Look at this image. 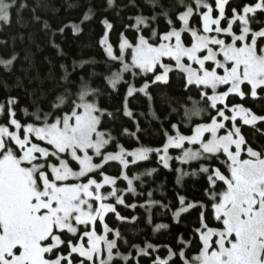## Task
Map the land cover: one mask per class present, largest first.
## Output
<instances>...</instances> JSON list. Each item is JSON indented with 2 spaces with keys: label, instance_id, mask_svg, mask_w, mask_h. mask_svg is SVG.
<instances>
[{
  "label": "snow or ice",
  "instance_id": "obj_1",
  "mask_svg": "<svg viewBox=\"0 0 264 264\" xmlns=\"http://www.w3.org/2000/svg\"><path fill=\"white\" fill-rule=\"evenodd\" d=\"M227 3L228 0H216L219 15L214 18L211 4L196 0L197 8L206 9L200 13L202 29L190 27L194 9L187 6L178 16L183 27H170L158 41L150 42L143 34L138 36L135 44L124 38L119 48L121 52L132 50L130 64L124 63L122 56L113 55L107 34L101 40L108 55L122 63V68L110 78L113 87L122 79V72L139 69L143 73H157L159 68L162 71L155 75L153 82L166 83L168 74L176 70L186 74L188 85L202 89V98L216 111L210 123L196 126L193 135H183L178 126L173 125L176 134L167 135L162 150L138 148L126 152L121 147L115 154L104 155L102 149L112 137L100 130L104 112L95 103L87 102V91L82 92L79 102L72 103L67 111L62 107L64 99L60 98L54 105L60 114L45 113L43 118L35 114L39 123L22 124L12 108L15 99L7 101L8 123L0 124V264H74V256L75 264H112L120 232L104 223L103 234L98 235L96 224L98 219L104 220L106 213L116 211L113 204L103 203L107 197L100 193L105 185H115L116 178L104 175L103 182H98L89 176L103 167V163L93 162L89 150L102 157L103 162L117 160L125 168L129 164L127 156L133 157L135 162L147 159L152 151H163L160 159L168 167L170 147L182 150V155L176 158L182 163L200 158L219 159L223 155L222 163L228 175L220 168L200 169L208 174L209 189L206 191L219 227H209L201 213L202 227L196 229L202 245L198 253L185 257L184 251L169 250L167 260L156 259L153 264H169L174 256L184 258L183 264H264V150L258 151L248 145L241 134L243 125L256 126L258 122H264V115L253 113L242 104L229 107L227 103V98L233 94L243 99L246 95L257 98V90L264 92V28L253 31L249 21V14L254 15L258 10L264 12V0L245 5L240 13L233 9L232 18L227 20L226 27H221ZM10 8V3L0 0V19L9 18ZM237 21L240 22L238 31H234L233 25ZM103 23L109 30L113 27L107 20ZM168 24L173 25V21L168 19ZM141 25L148 27L147 17H135L138 32ZM72 27L79 31L77 25ZM186 32L192 37L190 45L182 40V34ZM157 35L156 31L152 32L153 38ZM165 58L174 61V66L165 63ZM185 59L191 63H185ZM221 86H227L226 90L218 91ZM148 87L145 83L139 91L146 92ZM208 89H211V95ZM134 91L129 88L128 95ZM226 111L231 115H226ZM199 112L198 108H193L186 115H198ZM4 114L5 105L0 104V116ZM127 114L132 115L130 111ZM238 117L242 120L241 126L236 124ZM227 121H231L230 128ZM222 129L225 131L220 134ZM205 133L210 134V138H205ZM40 141L47 146H41ZM186 143L199 145V148H185ZM65 156L77 162L79 170H74ZM84 178L86 182H83ZM124 179L128 181L129 189L135 191L131 187L132 180L127 175ZM220 182L223 187L217 191ZM108 196L124 203L114 188ZM97 201L99 207H94ZM179 201L181 207L174 213L176 217L195 206L184 207L182 196ZM113 231L117 239L108 238ZM62 249L67 250L66 254ZM148 249H154V246L148 244L147 248H140L139 253L148 255Z\"/></svg>",
  "mask_w": 264,
  "mask_h": 264
},
{
  "label": "trees",
  "instance_id": "obj_2",
  "mask_svg": "<svg viewBox=\"0 0 264 264\" xmlns=\"http://www.w3.org/2000/svg\"><path fill=\"white\" fill-rule=\"evenodd\" d=\"M203 2L211 4L216 17V0ZM256 2L229 0L221 27H226L233 9L240 13L245 5ZM187 6L194 9L190 27L202 29L200 13L206 9L197 8L196 0H114L113 4L109 0H16L10 9L9 21L0 23V104L5 105L0 124L8 123L7 101L10 98L16 101L12 108L17 120L22 124L39 123L35 114L41 118L45 113L60 114L54 108L60 98L64 99L62 107L67 111L72 103L79 101L80 94L87 91L93 95L90 99L104 112L100 129L111 134L107 147L109 152H116L119 147L128 151L161 148L167 141V135H175L173 125L178 126L181 134L191 135L197 125L209 123L216 115L209 102L202 98V89L194 84L188 85L186 75L176 70L170 73L168 82L154 83L155 75L162 71L159 68L157 73L147 75L136 70V77L127 74L112 88L108 79L119 70L120 63L109 59L101 45L106 33L105 20L113 26L109 32V43L119 53V45L124 38L135 44L138 36L143 34L150 38V42H155L170 27L181 28L183 24L178 16L186 11ZM137 16L148 18V27L141 25L140 32L135 27ZM168 19L173 21V25L168 24ZM72 25H77L79 31ZM238 25L235 31H238ZM250 27L253 31L264 28V12L258 10L250 17ZM153 31L158 34L154 38ZM183 41L190 45L192 38L188 32L183 33ZM9 60L10 64L4 63ZM131 83L138 87L145 83L150 85L147 95L136 93L126 105ZM258 93L257 98L230 96L227 103L229 107L242 104L253 113L264 115V98H261L264 92L259 90ZM126 106L131 116L125 113ZM193 108L203 109L205 116L186 115ZM237 125L241 126L242 122L238 120ZM241 134L248 145L258 151L264 150V122L256 126L243 125ZM224 158L221 155L219 159L213 157L190 164L187 168L196 173L180 181L176 164L167 169L153 155L147 161L127 168V177L132 180L135 191H128V182L120 179V164L106 165L104 172L118 178L117 186L124 203L116 204L115 213L107 214L105 223L120 232L116 252L129 256L126 261L116 259L112 264H153L156 259L167 260L169 250L184 251L185 257L195 256L202 246L196 231L202 227L201 213L209 227H219L206 191L209 189L208 174L200 169L201 166L220 168L228 175L222 163ZM222 187V182L218 183L217 191ZM181 196L185 198L184 207L188 204L195 206L176 217L174 213L181 207ZM97 230L102 233L101 224L97 225ZM112 233L114 231L110 234L113 238ZM148 244H152L154 249H148V255L140 254L139 249L147 248ZM62 250L66 254L67 250ZM183 259L174 256L172 261L183 264ZM75 260L74 256V264Z\"/></svg>",
  "mask_w": 264,
  "mask_h": 264
},
{
  "label": "rangeland",
  "instance_id": "obj_3",
  "mask_svg": "<svg viewBox=\"0 0 264 264\" xmlns=\"http://www.w3.org/2000/svg\"><path fill=\"white\" fill-rule=\"evenodd\" d=\"M15 1H16V0H6V2H8V3L11 4V7L13 6V3H15ZM228 1H229V0H228ZM113 3H114V0H112V2H111L110 4H113ZM225 6H226V5H225ZM10 9H11V8H10ZM10 9H9V17H10ZM216 9H217V7H216ZM217 10H218V9H217ZM212 15H213V13H212ZM218 15H219V12H218ZM218 15H217L216 17H218ZM252 15H253V14H249V21H250V17H251ZM213 17L215 18L214 15H213ZM8 21H9V18H8L7 20L0 19V23H4V22H8ZM237 23L240 24L239 21H237ZM237 23H236V24H237ZM236 24L233 25V30H234V31H235V26H236ZM221 25H222V20H221ZM105 27H106V26H105ZM182 27H183V26H182ZM213 27H215V25H213ZM250 28H251V27H250ZM109 32H110V30L106 28V33H105V34H107L108 42H109ZM188 33L190 34V32H188ZM212 34L214 35L215 33H212ZM104 36H105V35H104ZM104 36H103V38H104ZM190 36H191V34H190ZM103 38H102V39H103ZM191 38H192V37H191ZM221 38H226V37H223V36H222ZM182 40H183V34H182ZM137 42H138V41H137ZM183 42H184V41H183ZM101 45H102L103 49L105 50V52H106L108 58L111 59V60H113L112 57L108 55V52H107L106 46L103 45V44H101ZM119 49H120V48H119ZM129 52H130V58H128V54H129ZM131 52H132L131 49H126V50H124L123 52H121V50H120L119 53H116L115 50L113 49V55L118 56V57H121V56H122V57H123V62H124V63H129V64L131 63ZM113 61H117V62L120 63V68H119V70H120V69L122 68V63H121V61H120L119 59H117V60H113ZM164 62H165V63H171L173 66H174V64H175L174 61H170L168 58H165ZM185 63H191V62H190V61H187V60L185 59ZM193 67H197V65L193 64ZM136 70H139V69H135V70H133V71H128V72H122V79L116 84V86L124 80V78H125V76H126L127 74H132L134 77H136V76H137V75H136ZM139 71H140V70H139ZM133 72H134L135 74H133ZM140 73H141L142 75H147V74H150V73H152V72H149V73H143L142 71H140ZM170 73H171V72H170ZM170 73L168 74V80H167V82L169 81ZM184 74H185V73H184ZM185 75H186V74H185ZM110 78H111V77H110ZM110 78L108 79V83H109V85H110L112 88H115L116 86L113 87L112 84L110 83ZM154 79H155V77H154ZM153 81H154V80H153ZM161 83H165V82H161ZM147 84H148V83H147ZM148 85H150V84H148ZM143 86H144V84H143L142 86L138 87V86H136V84H134V83H131V84L129 85V88H134L136 91H134L133 94H132L131 96L128 95V91H127V95H126V105H127V103H128L129 98L132 97L133 95H135L136 93H141V94H144V95H147V94H148V88L146 89V92H141V91H139V89H141ZM226 87H227V86H221V87L218 89V91H224V90H226ZM129 88H128V90H129ZM207 91H208V94H209V95L212 94L211 89H208ZM257 91H259V90H257ZM92 96H93L92 94H88V95L85 97V99L87 100V102L95 103L93 99H90V97H92ZM230 96H237V95H234V94H233V95H230ZM230 96H229V97H230ZM229 97H228V98H229ZM258 97H259V93H258ZM263 97H264V95H263ZM228 98H227V100H228ZM78 102H79V101H78ZM78 102H77V103H78ZM95 104H96V103H95ZM209 104H210V102H209ZM218 106H219V104H218ZM129 111H130V110H129L128 107L126 106V108H125V113L127 114ZM205 114H206V112L203 111V109H201L198 115H197V114H192V117L202 118L203 116H205ZM225 114L228 115L227 112H226ZM127 115H128V114H127ZM230 115H231V112H230ZM128 116H129V115H128ZM214 116H216V115H214ZM0 118H1V116H0ZM217 118H218V120H222V118H220V117H217ZM238 120H240V121L242 122V120L238 117L237 120H236V124H237V121H238ZM209 123H210V122H209ZM225 123H226L227 127H229V128L231 127V121H227V122H225ZM258 123H260V122H258ZM201 124H204V123H201ZM237 126H238V125H237ZM246 126H249V125H246ZM195 128H196V127H195ZM100 130H101V129H100ZM174 131H175V134H176V129H174ZM194 131H195V129H194ZM194 131H193V133H192L191 135L194 134ZM224 131H225V130L222 129L221 132H220V134H223ZM186 136H187V135H186ZM205 138H210V134L205 133ZM39 143L41 144V146H47V145L45 144V142H43V141H40ZM166 143H167V141H166ZM166 143H165V144H166ZM109 144H110V142H109ZM109 144H108V145H109ZM108 145H106L105 148L102 149V153H103L104 155H107L108 153H113V154H115V153H117V152L120 151V148H121V147H119V148L117 149L116 152H109V151H107V147H108ZM185 148H193L194 150H196V149L199 148V145H191V144H187V143H186V144H185ZM123 149H124V148H123ZM151 149H152V148H151ZM156 149H161V150H162L163 147H161V148H156ZM124 150H125V149H124ZM125 151H126V152H132V151H128V150H125ZM89 155H92V156H93V162H94V163H98V164H99V163H103V167H102V168L97 169L95 172L89 174V176H91L92 178L97 179L98 182H103V176H104V175H107V174L104 172V167H105L106 165L110 164V163H118V164L121 165V167H122V174H121L120 179H123V180H125V179H124V176L127 175V168H128L130 165H133V164H136V163H139V162H143V161H147V160L150 159V157L153 156V155H156V156L158 157L159 161L161 162V164L164 166V163H163V162L161 161V159H160V156H161V155H164L163 151H161V152H159V153L156 152V151H152V152H150V153L148 154V158H147V159L139 160V161H135V162H133V159H134L133 157H131V156H127L126 159L129 161V164H128V166H127L126 168L124 167V165H122V164H121L119 161H117V160H109V161H107V162H103V161H102V157H100V156H95L92 150H89ZM167 155H168L169 157H171V159H169V161H168V167H165V166H164V167L167 168V169H171V168L176 164V165H177V171H178V174H179V180H180V181H182L183 179H185L186 177H188L190 174H195V173H196V171H190V170L187 168L190 164H192V163L202 162V161L205 159V158H200V159L191 160V161H189V162H187V163H182L180 160L176 159L177 157H179V156L182 155V150H181V149H177V148H172V147L169 148ZM64 158H65V159H68L69 165H70L74 170H79V165H78L77 162L72 161V160H71L69 157H67V156H65ZM52 162H53V163H56V161H55L54 159L52 160ZM201 167H207V166H201ZM107 176H109V175H107ZM111 177H113V176H111ZM114 178H116V183H115V185H105L104 188H102V189L100 190V193H101L102 195H104L105 197H107V199H105V200L103 201V203H110V204H113V206L115 207L116 204H118V201H117L116 197L108 196V193L111 192V191L113 190V188H114V189L116 190L117 196H120V197H122V196L120 195V193H119V189H118V186H117L118 178H117V177H114ZM126 181H127V180H126ZM83 182H86V178H84ZM127 182H128V181H127ZM131 187H132V185H131ZM128 191H131V190L128 188ZM128 191H127V192H128ZM99 204H100L99 201L94 202V207H99ZM119 204H120V203H119ZM109 213H111V212H108V213L105 214V216H104V220H103V221H100L99 219L97 220L96 230H97V225H98V224H101V225H102V228H103V224L105 223V218H106L107 214H109ZM97 234H98V235H102V234H103V230H102V233H99L98 230H97ZM110 234H111V232L108 234V238H109V239H117L116 236H115V233H112V234H113V238L111 237ZM85 239H87V238H85ZM113 255H114V259H113V261L116 260V259H122V260H124L123 257H125V256H122V255H120V254L117 255L116 249L113 250ZM128 257H129V256H128ZM104 258H106V251H105V257H104ZM113 261H112V262H113ZM124 261H126V260H124Z\"/></svg>",
  "mask_w": 264,
  "mask_h": 264
}]
</instances>
